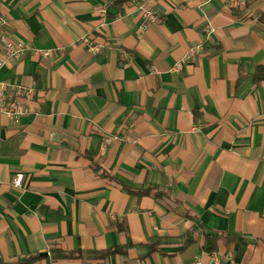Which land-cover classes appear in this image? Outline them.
Segmentation results:
<instances>
[{
	"label": "crops",
	"instance_id": "0c3cea01",
	"mask_svg": "<svg viewBox=\"0 0 264 264\" xmlns=\"http://www.w3.org/2000/svg\"><path fill=\"white\" fill-rule=\"evenodd\" d=\"M0 17L34 49L0 72L34 89L19 121L0 113L1 264H264V0Z\"/></svg>",
	"mask_w": 264,
	"mask_h": 264
},
{
	"label": "built area",
	"instance_id": "2783aa9c",
	"mask_svg": "<svg viewBox=\"0 0 264 264\" xmlns=\"http://www.w3.org/2000/svg\"><path fill=\"white\" fill-rule=\"evenodd\" d=\"M231 5L237 6L241 3V0H230ZM144 17L149 22L158 20V16L154 11H146ZM6 21L0 17V47L2 53H0V72L11 62L17 61L24 57L28 52L34 49L23 41H18L10 37L8 32L5 30L4 25ZM147 25H144L146 27ZM94 53L97 48L93 49ZM202 51L201 45L193 46L186 59L188 60L193 55H197ZM42 54L48 55L49 53L43 52ZM183 62H179L176 66V70L182 69ZM33 88H25L17 85L12 91H8L7 85L4 80L0 79V113L8 115L13 121H19L20 117L25 114L27 109L21 101V97H30L33 95ZM22 181V175H18L16 178V185H20ZM212 260L218 262V257L212 255ZM196 264H201V260L198 259Z\"/></svg>",
	"mask_w": 264,
	"mask_h": 264
},
{
	"label": "trees",
	"instance_id": "16d2710c",
	"mask_svg": "<svg viewBox=\"0 0 264 264\" xmlns=\"http://www.w3.org/2000/svg\"><path fill=\"white\" fill-rule=\"evenodd\" d=\"M118 2H127V1H129V0H117ZM261 69L262 70H264V68L263 67H261ZM258 76H259V74H258ZM259 77H261V78H264V74H262L261 76H259ZM193 218H194V216H192ZM216 239H218V237H213L212 238V242L210 241V242H208L207 243V248H208V250H210V251H213L214 249H215V241H216ZM57 253H58V251H56V254H55V256L57 255ZM29 263V261L28 262H22V264H28ZM1 264V263H0Z\"/></svg>",
	"mask_w": 264,
	"mask_h": 264
},
{
	"label": "water",
	"instance_id": "95a60500",
	"mask_svg": "<svg viewBox=\"0 0 264 264\" xmlns=\"http://www.w3.org/2000/svg\"><path fill=\"white\" fill-rule=\"evenodd\" d=\"M42 254H43V255H47L48 253L45 252V253H42Z\"/></svg>",
	"mask_w": 264,
	"mask_h": 264
}]
</instances>
